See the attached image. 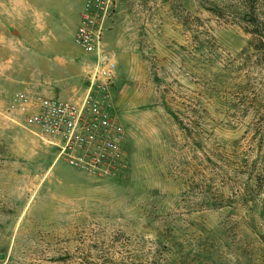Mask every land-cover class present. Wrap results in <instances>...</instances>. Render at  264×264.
Listing matches in <instances>:
<instances>
[{
    "label": "rangeland",
    "instance_id": "1",
    "mask_svg": "<svg viewBox=\"0 0 264 264\" xmlns=\"http://www.w3.org/2000/svg\"><path fill=\"white\" fill-rule=\"evenodd\" d=\"M220 2L117 0L106 45L117 58L114 112L126 136L117 169L98 175L59 157L9 109L20 91L84 92L91 56L75 34L85 0H0V264H151L166 255L184 264L190 243L204 241L201 222L215 227L208 237L226 264H264V251L250 247L241 262L230 257L231 207L195 211L211 175L236 177L194 141L216 147L225 137L256 154L264 134V65L241 58L249 28L221 17ZM247 77L238 108L231 83ZM234 188L223 182L219 193L228 199Z\"/></svg>",
    "mask_w": 264,
    "mask_h": 264
},
{
    "label": "built area",
    "instance_id": "2",
    "mask_svg": "<svg viewBox=\"0 0 264 264\" xmlns=\"http://www.w3.org/2000/svg\"><path fill=\"white\" fill-rule=\"evenodd\" d=\"M117 0H85L75 41L91 56L86 62L85 90L67 99L20 91L9 109L24 125L38 129L44 142L69 164L104 175L123 159L125 129L117 119L116 54L106 45Z\"/></svg>",
    "mask_w": 264,
    "mask_h": 264
},
{
    "label": "trees",
    "instance_id": "3",
    "mask_svg": "<svg viewBox=\"0 0 264 264\" xmlns=\"http://www.w3.org/2000/svg\"><path fill=\"white\" fill-rule=\"evenodd\" d=\"M216 11L223 18L227 16L234 21L247 24V28H249L250 32V40L247 46L242 49L240 56L242 58L243 55H245L243 57L245 61H249L253 58L256 60L255 65L263 66L264 0H221L216 6ZM223 69L229 71L231 74L233 73V68H227L226 66L223 67ZM248 83V77L246 80H241L237 84L231 83L232 88L241 94L239 97L240 100L237 103L238 108L240 107V102L244 104L246 100ZM171 113L181 122L180 116L175 111L171 110ZM187 130L190 134L194 133L190 128H187ZM260 136V143L256 154L238 149L235 140L226 139L225 137L218 138L219 141L216 147L208 145L203 139V136L201 137L200 143L199 141H194V145L202 149L207 159H213V161H219L221 163V172L225 170L228 171V174H231V171L236 177V179L232 177L229 178V181H225L222 177L219 181L218 179L216 180L215 176L211 175L209 179L211 183L208 185L207 189L203 190L199 203L202 208H196L195 211L205 216L210 211H222L224 208L231 207L233 213L232 218L234 220V225H231V227L233 228L234 226L237 229L235 233L236 239L234 241L235 248L234 251L231 252L230 257H235L237 262H241L239 257H241L243 252L247 251L249 247L264 251V225L258 222V216L261 217L264 215V208L262 206V202L264 201V153L262 151L264 134ZM193 150L198 151L196 147H194ZM234 160H236L238 165L232 168ZM223 182L224 184L231 183V186L235 187L232 195L228 197V199H226L225 195L219 193V187ZM248 225L250 227H248ZM245 227L252 230L254 234L252 239H249L246 233L247 231H244ZM0 228L3 229V227ZM197 230L199 232V238L203 239L204 236V241L201 242L200 240L198 243H190L188 255L183 259L184 264H226L225 261L219 258L221 255L223 256L225 254L221 252L217 241L214 240V237H208L211 231H215V227L213 226L209 229L207 223L201 222L200 228ZM157 236L159 238L164 237L163 233ZM164 251L168 254H172L166 246L164 247ZM5 254L6 252H0V255ZM166 257L167 259H158L151 264H174L168 255H166ZM177 264H181V262L179 261ZM248 264H253V259L250 258Z\"/></svg>",
    "mask_w": 264,
    "mask_h": 264
},
{
    "label": "crops",
    "instance_id": "4",
    "mask_svg": "<svg viewBox=\"0 0 264 264\" xmlns=\"http://www.w3.org/2000/svg\"><path fill=\"white\" fill-rule=\"evenodd\" d=\"M82 89H83V88H81L79 91H77L76 94H78V92H80ZM71 91H72V90H68V93H70ZM75 91H76V90H75ZM66 93H67V92H66ZM68 93H67V94H68ZM76 94H75V95H76ZM79 94H80V93H79Z\"/></svg>",
    "mask_w": 264,
    "mask_h": 264
},
{
    "label": "water",
    "instance_id": "5",
    "mask_svg": "<svg viewBox=\"0 0 264 264\" xmlns=\"http://www.w3.org/2000/svg\"><path fill=\"white\" fill-rule=\"evenodd\" d=\"M106 264H114V263H112V262H107Z\"/></svg>",
    "mask_w": 264,
    "mask_h": 264
}]
</instances>
